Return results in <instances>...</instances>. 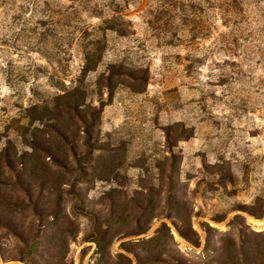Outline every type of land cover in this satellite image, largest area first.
Listing matches in <instances>:
<instances>
[{
    "label": "rangeland",
    "instance_id": "rangeland-1",
    "mask_svg": "<svg viewBox=\"0 0 264 264\" xmlns=\"http://www.w3.org/2000/svg\"><path fill=\"white\" fill-rule=\"evenodd\" d=\"M38 1L0 0V264H264V0Z\"/></svg>",
    "mask_w": 264,
    "mask_h": 264
},
{
    "label": "trees",
    "instance_id": "trees-1",
    "mask_svg": "<svg viewBox=\"0 0 264 264\" xmlns=\"http://www.w3.org/2000/svg\"><path fill=\"white\" fill-rule=\"evenodd\" d=\"M4 1V0H2ZM11 11L13 10L14 12V16H11L10 17L12 19H16V18H21V16L26 13V11L28 10H31V13L30 14H39V15H42L45 13V10L44 8L42 9V5H40V2L38 0H11ZM45 6L47 5L46 3H44ZM21 14V15H20ZM123 14L122 13H119V12H115V16L113 15V20L112 21H109V30L111 31H115L117 32L118 34L120 35H123V32H122V29L119 28L117 26V22L118 20H122V16ZM7 16V14H6ZM9 17V18H10ZM8 18V19H9ZM36 23H39V24H42L41 20H37ZM33 34L34 36H38V39H41L40 40V43L41 44H36V46H30L32 47L33 51H35V49H37L36 52H39V53H45V54H48L49 53V36L50 35H53L54 38H57L58 35L55 33L54 34H50L49 31H40V32H37L36 30H33ZM103 52H104V46H102L100 44V42L98 40H95L94 42H91L88 44L87 46V49H86V53H85V64H84V67H83V72H90V71H93L97 66L98 64L101 62L102 60V57H103ZM121 72H120V69H116L115 67H110V69L108 70V73L107 74H104L102 77H101V80H106L108 82V84L106 86H104L105 88L108 89L109 93H111L113 91V81L114 79L116 78L117 75H119ZM145 77V76H144ZM73 107H74V110L75 112H78L82 115V109L83 107H85L84 103L80 102L79 100H77L75 98V103L72 104ZM72 107V106H70ZM65 142L69 144V141L66 140V138H64ZM50 157H54L56 158L57 156H50ZM8 165H10L12 167V164H11V161L9 160L8 162ZM73 233V232H71ZM179 233L181 234V232L179 231Z\"/></svg>",
    "mask_w": 264,
    "mask_h": 264
}]
</instances>
